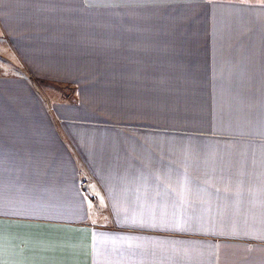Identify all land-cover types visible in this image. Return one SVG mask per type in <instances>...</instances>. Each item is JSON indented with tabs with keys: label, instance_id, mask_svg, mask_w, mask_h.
Returning a JSON list of instances; mask_svg holds the SVG:
<instances>
[{
	"label": "crops",
	"instance_id": "obj_1",
	"mask_svg": "<svg viewBox=\"0 0 264 264\" xmlns=\"http://www.w3.org/2000/svg\"><path fill=\"white\" fill-rule=\"evenodd\" d=\"M0 12L30 84L77 87L0 106V264H264V0Z\"/></svg>",
	"mask_w": 264,
	"mask_h": 264
},
{
	"label": "rangeland",
	"instance_id": "obj_2",
	"mask_svg": "<svg viewBox=\"0 0 264 264\" xmlns=\"http://www.w3.org/2000/svg\"><path fill=\"white\" fill-rule=\"evenodd\" d=\"M10 21L8 14L0 12V106L40 107L47 117L49 115L47 109L56 114V109L63 107L65 113L68 114L67 109L74 107L70 104L76 101L73 98L75 93L77 95L76 85L51 81H37L34 86L30 84L27 78L28 73L37 71L40 76L46 78L48 72L44 71L45 69L26 67L21 52L13 45L12 36L9 33ZM17 26L19 27L17 37L20 39L19 32L28 31V29L20 22H17ZM94 102L89 101V106L86 102L87 108L93 110ZM99 104L103 110L104 101L101 100ZM39 118L42 119L41 116ZM58 122L61 123V120Z\"/></svg>",
	"mask_w": 264,
	"mask_h": 264
},
{
	"label": "water",
	"instance_id": "obj_3",
	"mask_svg": "<svg viewBox=\"0 0 264 264\" xmlns=\"http://www.w3.org/2000/svg\"><path fill=\"white\" fill-rule=\"evenodd\" d=\"M84 188L86 189L87 193H89L90 195H92V191L90 190L88 184L84 185Z\"/></svg>",
	"mask_w": 264,
	"mask_h": 264
},
{
	"label": "snow or ice",
	"instance_id": "obj_4",
	"mask_svg": "<svg viewBox=\"0 0 264 264\" xmlns=\"http://www.w3.org/2000/svg\"><path fill=\"white\" fill-rule=\"evenodd\" d=\"M150 226H152V227H156V226H158V225H150Z\"/></svg>",
	"mask_w": 264,
	"mask_h": 264
}]
</instances>
